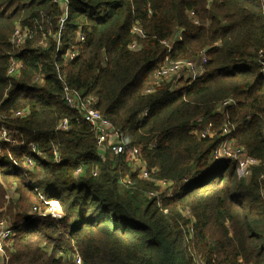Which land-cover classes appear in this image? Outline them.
I'll use <instances>...</instances> for the list:
<instances>
[{
  "label": "trees",
  "instance_id": "trees-1",
  "mask_svg": "<svg viewBox=\"0 0 264 264\" xmlns=\"http://www.w3.org/2000/svg\"><path fill=\"white\" fill-rule=\"evenodd\" d=\"M61 15L50 0H0V114L19 132L14 145L0 143V221L10 225L2 264H75V255L82 264H197L194 256L264 264V0H69L58 46ZM16 26L28 31L18 47L10 44ZM177 32L169 57L205 51V73L175 91L162 81L147 93L167 56L161 42ZM133 42L138 50L128 49ZM11 57L23 63L16 77L7 76ZM64 90L93 97V108L126 133L122 157L99 158ZM225 99L235 105L217 111ZM18 111L25 117L11 118ZM63 120L68 130H56ZM205 123L211 136L195 137ZM225 140L257 161L248 178L235 161H212ZM132 148L153 179L177 183L160 206L147 196L159 186L131 168ZM11 156H31L34 171L25 175ZM35 188L59 202V220L36 216L48 207Z\"/></svg>",
  "mask_w": 264,
  "mask_h": 264
},
{
  "label": "built area",
  "instance_id": "built-area-1",
  "mask_svg": "<svg viewBox=\"0 0 264 264\" xmlns=\"http://www.w3.org/2000/svg\"><path fill=\"white\" fill-rule=\"evenodd\" d=\"M53 4L59 5L61 7L62 15L59 17L58 24H57V33L53 35V38L57 41V45H60L59 36L60 33L64 30V23L68 16V1L69 0H50ZM193 16V14H191ZM195 23H197L195 21ZM134 34L139 37H143V32L141 29L134 27L133 28ZM51 32H49L50 34ZM28 34L27 30H23L20 26H16L12 36L10 38V44L14 47H18L23 43L26 36ZM78 40L80 42L85 41V36L83 33H78ZM180 40V34L177 32L173 37H171L168 41L161 42L167 48V56L164 58L162 64L159 66L157 72L155 73L151 84L147 87V93H152L156 86L162 82L166 81L167 83L172 84V90H176V85L182 83H194L198 81L205 73V64L207 62V57L205 55V51L199 52V54L192 58L186 60H172L169 57L171 46L173 43ZM139 45L133 42L128 46L129 50L135 51L138 50ZM76 51L69 52L67 54L68 60H73L76 57ZM23 68V63L11 57L8 62L7 67V76L8 77H16L21 69ZM40 79L37 77L35 82H39ZM60 97L65 105L69 109L78 110L80 113V120L85 123L91 131L95 135L96 140V151L100 159H102L103 154L105 151H109L113 157H121L126 153L127 145L129 144L127 135L125 132L120 131L112 126L111 122L103 117V115L93 108V104L95 103V99L91 96L81 97L78 93L74 91L64 90L60 93ZM235 105V102L232 99H225L222 101L218 107L217 111L221 110L223 107ZM26 113L24 111H18L13 113V119H22L24 118ZM146 112L142 114L141 117H145ZM8 118L5 115L0 114V143H5L9 145H14L16 142V138L19 135V132L16 130H11L5 126L6 121ZM212 124L205 123L201 126L196 127L193 130V135L200 139H205L212 134ZM69 125L66 120L60 121L56 127V130L60 131H67ZM232 131V128L228 127L227 125L223 128V135H228ZM264 132V128H263ZM153 147V145L149 146ZM31 153L35 156L40 155L38 149L34 145L31 146ZM130 155L132 159H139L140 158V151L138 148H132ZM53 156L55 160L58 162V154L56 151H53ZM212 161L218 163L224 161H235L240 171L243 175H248L249 170L251 167H255L258 165L257 161L253 158L248 157L243 149L235 148L232 146L231 142L225 140L221 143L211 155ZM11 162L13 165L22 171L25 175H27L30 171L34 168V160L31 156H25L22 160L17 161L12 156L10 157ZM140 160V159H139ZM155 170H148L145 163L142 161V165L140 167L139 176L145 181L155 182L160 188L166 189V193L164 194L165 197H172L173 194V187L177 185L170 182V181H156L151 176ZM94 176H97V171L93 173ZM158 182V183H157ZM183 182H187L186 179ZM126 186H132L133 182L125 178L122 182ZM31 186L34 183H30ZM37 194H39L38 190L34 189ZM262 197L264 198V192H262ZM147 196L149 198H154L156 200L157 206H160L161 202V195L158 192L152 191L148 192ZM39 198L41 201L48 207L46 214L44 213H37L36 216L43 217L49 216L54 220H59L61 218L60 215V204L57 200H45V198L39 194ZM10 234V225L6 221H0V255H3V243L4 240ZM75 264H82L81 258L78 255L74 256ZM1 264L3 260H0Z\"/></svg>",
  "mask_w": 264,
  "mask_h": 264
},
{
  "label": "rangeland",
  "instance_id": "rangeland-1",
  "mask_svg": "<svg viewBox=\"0 0 264 264\" xmlns=\"http://www.w3.org/2000/svg\"><path fill=\"white\" fill-rule=\"evenodd\" d=\"M176 87L179 88V87H180V84L177 85ZM33 169H34V168H33ZM32 171H34V170H32ZM32 171H30V172H32ZM30 172H29V173H30ZM29 173L27 174V176L29 175ZM249 174H250V172L248 173V175H243V177L248 178V177H249ZM139 179H140V180H143L140 176H139ZM33 181H36V180H33V179H32L31 182H33ZM157 183H158V182H157ZM41 184H43V183H41ZM156 192H157V191H156ZM158 193H159V195H163V194L166 193V189H162V188L159 187V189H158ZM10 196H13V189H11V190L9 189V190H8V195L6 194V196H5V197H6V200H10ZM10 201H11V200H10ZM2 211H3V210H0V214L4 213V211H3V212H2ZM3 221H4V220H3ZM7 223H8V222H7ZM5 245H6V246H9V245H10V242H6ZM194 262L197 263V264H202L200 257L197 258V257L194 256Z\"/></svg>",
  "mask_w": 264,
  "mask_h": 264
},
{
  "label": "crops",
  "instance_id": "crops-1",
  "mask_svg": "<svg viewBox=\"0 0 264 264\" xmlns=\"http://www.w3.org/2000/svg\"><path fill=\"white\" fill-rule=\"evenodd\" d=\"M181 86V84H180ZM180 88V87H179ZM142 165V161L139 160V159H133L132 162H131V168L134 170V171H139L140 172V167Z\"/></svg>",
  "mask_w": 264,
  "mask_h": 264
},
{
  "label": "bare ground",
  "instance_id": "bare-ground-1",
  "mask_svg": "<svg viewBox=\"0 0 264 264\" xmlns=\"http://www.w3.org/2000/svg\"><path fill=\"white\" fill-rule=\"evenodd\" d=\"M122 157V156H121Z\"/></svg>",
  "mask_w": 264,
  "mask_h": 264
}]
</instances>
